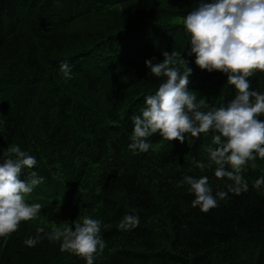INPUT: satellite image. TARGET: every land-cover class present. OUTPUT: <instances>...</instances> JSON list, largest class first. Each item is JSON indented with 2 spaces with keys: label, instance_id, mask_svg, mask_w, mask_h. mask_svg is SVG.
Returning <instances> with one entry per match:
<instances>
[{
  "label": "trees",
  "instance_id": "trees-1",
  "mask_svg": "<svg viewBox=\"0 0 264 264\" xmlns=\"http://www.w3.org/2000/svg\"><path fill=\"white\" fill-rule=\"evenodd\" d=\"M202 2L210 0H0V163L18 145L37 160L22 179L31 171L44 178L26 198L41 213L0 238V264H86L44 234L35 247L24 244L37 227L84 216L102 223L106 247L94 264H264V186H253L264 160L246 166V193L204 213L183 178L207 176L214 195L231 183L215 178V166L193 163L208 162L211 133L184 143L157 133L146 153L128 147L132 117L164 79L145 61L162 62L163 52H182L188 88L209 108L234 98L227 75L202 71L183 23H171ZM249 79L264 94V73ZM125 214L138 216V227L121 230Z\"/></svg>",
  "mask_w": 264,
  "mask_h": 264
},
{
  "label": "clouds",
  "instance_id": "clouds-1",
  "mask_svg": "<svg viewBox=\"0 0 264 264\" xmlns=\"http://www.w3.org/2000/svg\"><path fill=\"white\" fill-rule=\"evenodd\" d=\"M183 26L190 37L189 55H195V64L202 71L226 74L227 85L234 87L235 96L227 104L209 108L204 98L198 99V94L189 90L192 73L180 51L163 52V61L155 64L146 60L151 74L164 79L155 94L145 97L141 115L132 117L134 130L128 147L134 153H146L151 147L148 138L157 133L165 141L180 143L189 134L198 139L211 133L208 162L193 158V163L201 171L215 166V178L231 182L227 191L219 190L214 195L207 176L183 178L195 197L192 207L208 213L229 193H246V166L253 162L251 167L255 168L257 157L264 160V120L259 118L264 116V94L252 90L249 79L257 72L264 73V0L202 2L183 19ZM59 72L65 80L72 78L68 62L60 63ZM36 165V158L18 145L8 147L7 157L0 163V238L15 233L21 222L36 220L42 211V204H30L26 198L44 178L31 171L22 179L24 170ZM253 186L261 189L264 177ZM138 225V216L125 214L118 227L128 231ZM101 227L100 220L84 216L82 221H64L47 232L45 227H37L35 236L26 238L24 244L35 247L44 234L49 241L60 242L61 252L94 264L106 247Z\"/></svg>",
  "mask_w": 264,
  "mask_h": 264
},
{
  "label": "rangeland",
  "instance_id": "rangeland-1",
  "mask_svg": "<svg viewBox=\"0 0 264 264\" xmlns=\"http://www.w3.org/2000/svg\"><path fill=\"white\" fill-rule=\"evenodd\" d=\"M171 23H180V24H182L183 23V19L177 18V19H174L173 21H171Z\"/></svg>",
  "mask_w": 264,
  "mask_h": 264
}]
</instances>
